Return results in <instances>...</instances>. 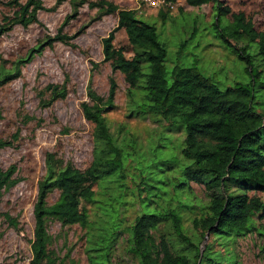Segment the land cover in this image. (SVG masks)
<instances>
[{
  "label": "rangeland",
  "instance_id": "374dc122",
  "mask_svg": "<svg viewBox=\"0 0 264 264\" xmlns=\"http://www.w3.org/2000/svg\"><path fill=\"white\" fill-rule=\"evenodd\" d=\"M5 1L0 0V22L4 16L12 15L15 8ZM110 1L119 7L134 8L138 18L154 24L157 39L165 47L163 62L167 79L171 66L179 64L194 66L220 88L247 80L244 62L215 28V9L211 1L195 6L184 0L156 4L143 0ZM219 1L222 7H228L221 20H230L232 12H242L256 30L264 31V0ZM41 2L43 8L37 10L36 21L26 25L15 23L0 34V56L4 59L3 67L10 71L15 61L25 58L32 47L39 48L18 63L16 76L0 84V139L9 141L0 146V167L14 164L13 174L17 179L0 195V213L6 211L17 219L16 227H12L0 214V264H29L32 202L36 182L44 172V152L54 151L64 162L69 161L80 169L89 163L92 125L82 116L79 103L88 99V83L95 92L105 96L109 76L114 78L116 87L112 106L104 115L118 143L124 144V154L128 151L123 159V175L112 177L125 185L124 196L114 202L106 195L111 193L107 187L111 188L116 182L98 179L92 185L94 196L80 201L88 214L86 225L60 224L55 218L46 219L51 247L65 264H139L138 257L130 250L129 226L133 218L140 211L150 212L159 205L167 209L179 207L180 201L185 203L181 207L184 209L181 227L195 237L190 217L203 211L209 189L202 182L190 180V196L172 197L176 181L180 180L181 161L186 162L178 151L183 128L176 123L169 130L158 116L137 111L126 95L127 84L122 73L112 71L108 62L102 60L100 38L115 25L116 12L98 16L96 7L84 2L78 6L77 14L61 26L62 32L78 31L77 34L68 41L54 40L40 46L46 36L56 32L64 15L70 11L69 0H60L57 4L55 0ZM158 10L164 13V20ZM113 43L123 47L125 56L132 53L122 28L114 31ZM49 83L64 84L66 94L44 104L41 99L49 96L46 88ZM120 126L122 131L118 129ZM161 155L166 159L164 162L157 161ZM146 175L156 178L149 181L157 183L159 197L149 198L147 192L146 197L137 194V187L142 185L140 181ZM114 190L117 194L118 190ZM252 192L264 203V192ZM56 196L57 190H51L46 196L47 202H52ZM107 201L113 203L111 209L114 208L116 215L113 221L119 223L116 227L110 226L111 222L103 215L106 206L109 207ZM162 229L172 231L170 225L165 227L159 223L152 232L158 234ZM101 237H106V241L100 240ZM199 239L198 250L210 243V250L217 257L220 254L221 264H264V211L252 214L247 225L225 241L213 239L207 233ZM97 247L103 248L95 249ZM188 253L193 255L195 249Z\"/></svg>",
  "mask_w": 264,
  "mask_h": 264
},
{
  "label": "trees",
  "instance_id": "16d2710c",
  "mask_svg": "<svg viewBox=\"0 0 264 264\" xmlns=\"http://www.w3.org/2000/svg\"><path fill=\"white\" fill-rule=\"evenodd\" d=\"M172 1L163 0L165 3ZM184 1L192 6L209 1L213 3L215 28L231 51L244 62L248 75L246 81H235L220 88L194 66L179 64L171 66L167 79L163 62L165 47L157 39L154 24L138 18L134 8L119 7L110 0H69L70 11L64 15L56 32L39 43L42 46L54 40L68 41L75 36L78 31L66 34L61 31V26L77 14L78 6L84 2L95 6L98 16L115 11V25L100 38L102 60L108 62L112 71L122 73L127 84L126 95L137 111L158 116L166 122L168 129L176 123L183 128L178 151L186 162L181 161L180 180L176 181L172 197L190 196L191 180L202 182L209 189L207 202L203 211L190 217L195 237L185 233L181 227L184 202H179L180 208L167 209L159 205L153 211H140L135 215L129 226V242L139 264H221L218 261L220 254L217 257L210 250V243H205L198 250L199 236L202 238L207 233L213 239L225 241L245 227L252 214L264 211L260 196L250 193L264 192V31L256 30L242 12H232L230 20H221L228 7H222L219 0ZM59 2L55 0V4ZM5 3L15 8L12 15L2 18L0 34L15 23L26 25L36 21L37 10L43 8L41 0H7ZM158 15L165 19L161 10H158ZM118 28L123 29L132 48L129 56H125L122 46L113 43L114 31ZM38 49L32 47L25 58L15 61L11 71L3 67L4 59L0 56V84L16 76L18 63ZM115 87L114 78L109 76L107 93L102 96L88 83V99L79 103L82 116L92 125L91 159L84 168L64 162L54 151L44 152V172L36 182L32 202L31 264H65L51 247L46 219L52 217L60 224L86 225L88 214L80 201L94 196L92 185L98 179L116 182L111 188L107 187L111 193L106 195L114 202H119V197L124 196L125 185L112 177L123 175V159L128 151L124 154V144L118 143L104 115V111L112 106ZM46 88L49 96L41 99L44 104L66 94L64 84L49 83ZM118 129L122 131L121 126ZM8 143V140L0 139V146ZM165 160L161 155L157 161ZM14 170V164L0 167V195L3 189L16 182ZM150 178L146 175L140 181L142 185L137 187L140 197H146V192L149 198L159 197L157 183L150 182ZM151 179L156 181V178ZM115 188L117 194H114ZM152 188L154 192H151ZM53 189L57 190V196L52 202H47L46 196ZM141 190L143 194L138 193ZM106 204L109 207L106 206L103 215L111 222L110 226L116 227L119 223L113 221L116 219L114 208L111 209L113 203L107 201ZM0 214L9 226L16 227L15 216L6 211ZM159 223L165 227L170 225L172 231L162 229L154 234L152 230L158 228ZM100 240L106 241V237ZM194 249L195 253L190 256L188 251Z\"/></svg>",
  "mask_w": 264,
  "mask_h": 264
},
{
  "label": "built area",
  "instance_id": "2783aa9c",
  "mask_svg": "<svg viewBox=\"0 0 264 264\" xmlns=\"http://www.w3.org/2000/svg\"><path fill=\"white\" fill-rule=\"evenodd\" d=\"M143 1H145V2H148V3H151V4H153V3H160V2H163V0H143ZM29 264H31L30 262H29Z\"/></svg>",
  "mask_w": 264,
  "mask_h": 264
}]
</instances>
